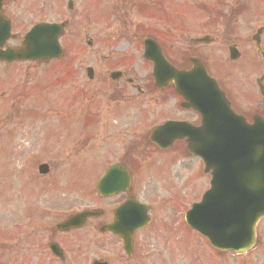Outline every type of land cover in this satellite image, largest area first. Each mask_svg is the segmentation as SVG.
<instances>
[{"label":"rangeland","instance_id":"374dc122","mask_svg":"<svg viewBox=\"0 0 264 264\" xmlns=\"http://www.w3.org/2000/svg\"><path fill=\"white\" fill-rule=\"evenodd\" d=\"M89 13L62 37L68 53L61 59L0 64V264H58L47 258V237L70 214L100 205L99 175L130 157L142 165L134 172L138 196L155 208L146 230L148 264L167 250L171 264H264V221L257 243L242 254L219 252L177 223L188 200L209 186L208 175L178 144L160 152L147 142L162 119L193 121L195 114L177 108L172 86L154 87L151 63L142 58L143 39L159 36L175 66L189 67L190 56L202 59L232 106L250 112L262 98L256 79L264 61L252 35L264 27V0H92ZM203 35L213 41L190 43ZM260 36L264 49V28ZM232 45L237 59H230ZM116 70L125 78L111 80ZM67 72L63 86L54 83ZM42 163L45 174L37 170ZM90 227L75 235L90 240ZM80 253L87 264L117 252L102 242L98 255L85 243Z\"/></svg>","mask_w":264,"mask_h":264},{"label":"water","instance_id":"95a60500","mask_svg":"<svg viewBox=\"0 0 264 264\" xmlns=\"http://www.w3.org/2000/svg\"><path fill=\"white\" fill-rule=\"evenodd\" d=\"M42 35H45L42 42H31ZM200 40L209 42L207 37ZM25 42V49L9 51L3 57L13 60L59 55L55 33L50 27L33 29ZM31 45L36 53L28 52ZM144 47L143 57L153 65L155 86L166 87L172 82L178 94L186 99L184 105L200 115L199 126L172 121L154 129L150 137L162 148L170 145L172 139L185 136L188 151L200 156L205 172L211 173L210 188L187 214L189 224L214 247L240 253L249 250L255 238V223L264 216V121L257 117L253 124L246 123L197 58H190L189 70H179L163 57L160 46L153 40L146 39ZM230 54L233 58L232 50ZM39 170L47 169L41 166ZM109 179L110 173L100 181V190ZM88 215L81 213L59 227L78 226Z\"/></svg>","mask_w":264,"mask_h":264},{"label":"flooded vegetation","instance_id":"af4514ba","mask_svg":"<svg viewBox=\"0 0 264 264\" xmlns=\"http://www.w3.org/2000/svg\"><path fill=\"white\" fill-rule=\"evenodd\" d=\"M91 1L92 0H0V29L4 32V30L8 27L7 34L4 32V35H1L2 37L0 36V48L2 50H8V48L15 50L18 49L20 46H22V41L24 39V36L28 33V30L39 23L59 25L63 24L66 31L64 35H62L58 40L60 46L64 49L63 51L65 55L68 52L67 43L63 42L61 39L66 35V33L68 34L71 23L74 20H78V16L80 14L85 18H89L91 16L89 13V10L91 8ZM19 62H6L0 60V64L3 65L16 64ZM123 78H125L124 73L122 74L121 78L118 79ZM263 82L264 72L259 78L256 79V85H258V93L262 96V98L259 99L256 105V102L254 103L253 106H255V108H253L252 111L243 113L245 118L247 117L248 119H250L253 114H259L260 116L264 117ZM177 108H179V106ZM165 120L172 121L181 119L175 117H167L163 119V121ZM177 144L181 146L182 150L185 149L186 142L184 141V139L174 141L173 147ZM131 158L133 157H130L127 160L123 159L120 162L109 164V166L117 164L125 167V169L129 173V176L131 177L130 184L127 186L128 188H121V191L118 193H113L109 196L98 198V202L100 205H95L91 208L100 210L101 213L97 216H92L86 219V223L80 228H69V230L66 231H53V234L48 236L45 241L48 260L53 259V261L57 262L58 264H74L73 262L79 260L80 263L78 262L75 264H84L82 254L80 253L81 251H83L84 243L87 247L89 246L91 248L92 253L98 255L97 248L99 246V243L103 242L106 244L111 243L113 250L117 252L116 254H114V258H92L87 264H94L95 261H105L109 264H148V259L152 258V254L149 253V251H147L146 249L147 244L150 242L147 240L148 236H146V230L151 228L150 225L154 220L153 217L155 208L146 201H142L138 196L139 192L136 191L137 188L135 187L134 183L136 177L134 172H139L140 167L139 163L134 158ZM109 166H107V168ZM131 198H133L135 201L133 206H130L133 208L131 210V214L137 215L138 213H141L139 208L136 207L137 204L140 203L142 205L144 204L145 207L148 208L147 214L151 218V223L148 226H145L142 229L135 230L134 232L128 229L127 223L118 224V222H116L114 224L116 208L121 206L122 203ZM165 200L166 199L164 198V201ZM166 203L167 201L163 202V205H165ZM182 205L183 202H180V206ZM183 210L184 211L180 210L179 218H177L176 220L180 226L185 224L183 217L185 209ZM92 220H95L96 222H94L93 224ZM89 226H91L89 228L91 230L89 236L90 240H88V238L87 240H83L81 236L75 235V232H77V230L87 229ZM103 226H108L110 230H102ZM114 228L123 229L122 235L119 234V236L116 232H114L112 230ZM124 240L129 243L128 248L125 247ZM38 242L41 241H37L36 243ZM33 244H35V242H33ZM52 250H54V252H57L55 253L56 255L52 252ZM165 252L167 253L165 257H158L157 264H167V262H170L171 264L169 250ZM34 258L37 259L36 257Z\"/></svg>","mask_w":264,"mask_h":264}]
</instances>
